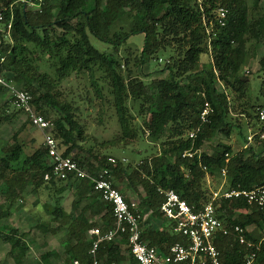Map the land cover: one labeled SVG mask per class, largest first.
<instances>
[{"label": "trees", "instance_id": "trees-1", "mask_svg": "<svg viewBox=\"0 0 264 264\" xmlns=\"http://www.w3.org/2000/svg\"><path fill=\"white\" fill-rule=\"evenodd\" d=\"M2 3L8 9L1 22L5 28L10 19L12 24L0 33V71L32 94V105L53 122L52 132L65 155H71L93 173L108 166L112 178L122 180L126 176L125 187L115 183L126 200L130 189L137 186L136 179H140L145 189L141 201L147 209L154 210L143 231L150 244L164 247L181 240L158 212L163 200L159 187L174 189L190 205L200 208L211 197L205 185L207 176L217 177L224 168L230 187L264 186V138L259 133L255 141L246 142L239 151L220 141L213 153L196 152L215 135L229 137L232 133V103L218 82L239 97L247 95L250 82L243 71L257 49L264 47V12L258 17L250 16L246 0H44L40 8L32 9L25 0H0ZM220 9L226 12L223 18ZM135 33L144 34L142 49L134 59L136 67L159 58V52L169 54L158 71L160 75L142 69L135 73L129 67V55L124 57L127 68L123 70L120 58L99 51L90 41L92 34L112 43L117 50ZM203 54L211 56L206 63H201ZM260 62L264 66V55ZM96 68L109 84L120 127V134L105 141L106 146L126 145L140 132L159 146L157 153L142 159L128 174L120 160L111 164L107 154L87 149L90 158L81 157L83 125L77 119L78 107L68 100L61 84L73 73H92ZM101 91L100 87L99 95ZM129 101L138 106H130ZM206 103L210 108L203 119L201 112ZM134 107L142 117L141 124L134 122ZM262 108L264 79L253 102L241 106L239 112L249 126H259L263 131L264 124L260 123L264 121L259 119ZM14 116L6 114L3 119ZM27 122L31 125L28 119ZM191 131H195L194 137H189ZM187 150L196 153L183 156ZM50 169L44 145L25 153L22 144L15 142L0 152V186L4 185L0 189L5 199L0 201V221L8 217V209L29 185L32 192L39 194L43 189L54 190L58 202L64 191L71 190L74 198L69 213L60 203L46 209L67 223L66 264L73 258L87 264L93 239L89 230L95 226L107 229L114 224L112 206L86 179L46 180L44 175ZM217 214L228 227L242 226L250 243L241 244L234 236H217L222 264H243L248 252H256L253 264H264V205L249 204L245 199H223ZM0 240L11 245L15 264H22L30 249L26 233L10 226L7 230L0 228ZM54 254L45 252L41 261L50 264ZM98 257L103 264H139L128 252L125 235L102 243Z\"/></svg>", "mask_w": 264, "mask_h": 264}, {"label": "rangeland", "instance_id": "rangeland-1", "mask_svg": "<svg viewBox=\"0 0 264 264\" xmlns=\"http://www.w3.org/2000/svg\"><path fill=\"white\" fill-rule=\"evenodd\" d=\"M246 1L250 9V16L258 17L264 12V0ZM51 2L58 3L59 0H51ZM28 8L32 9L34 6L28 4ZM1 28L3 31H0V33H4L7 29L0 21ZM90 41L99 51L120 58L123 70L127 68L124 64V57L129 55L132 58V63L129 67L135 73L142 69L145 73L153 71V75L158 76L161 74L158 71L169 58L168 53L159 52V58L156 59L155 57L142 67H136L134 59L142 49L144 43L143 33L130 35L125 42L117 46V50L112 43L105 42L92 34L90 35ZM263 55L264 47H259L256 55L251 58L248 67L243 71L250 82L246 96L239 97L236 93L225 87L222 82H218L219 89L227 92L229 100L232 103L230 110V117L232 119L230 120L234 122V128L229 137L215 135L211 140L205 141L200 149L201 152L213 153L218 148L220 141L231 144L234 151H239L245 147L246 142L256 140L255 136L260 132L259 126L256 128L249 126L247 119L239 111H241V106L249 102L252 103L255 96L259 93L260 83L264 79V66L260 62ZM44 59L45 57H43L42 61ZM210 59V54H203L201 63H206ZM144 78L146 80L148 76H144ZM100 87L102 88V95H99L97 92ZM61 88L68 100L78 107L77 119L83 125L84 137L79 142L83 147L81 149L82 158H90L87 149L98 151L101 155L107 154L120 160L122 162L121 165L126 168L128 174L138 166V163L142 159L145 157L149 158L158 152L159 146L150 142L146 134L142 132H140L138 137L129 139L126 145L106 146L105 141L112 140L120 134V127L112 104L109 84L98 68L94 69L92 73L87 71L73 73L66 80L62 81ZM128 103L130 106H138V104L133 105L131 101ZM131 111L135 115V124H141L142 117L137 114L136 108L134 107ZM6 114H15V116L3 119V116ZM263 124L264 122L260 123V125ZM42 139V131L39 129L35 131V128L28 124L24 112L18 111L12 103L8 90L5 88L0 89V152L15 142H19L24 147L25 153H32L39 146L37 142ZM122 158H126V161H122ZM227 179L221 174L217 177L207 176L205 185L210 190L219 188L222 184L228 186ZM138 180L140 181V179H136L137 186L131 188L129 191V199L141 200L145 196V189ZM113 181L122 187H125L127 184L126 176L122 180L113 176ZM1 182L2 180H0ZM3 186L1 185L0 188L2 189ZM31 188V185H29L24 193L12 203L8 209V217L0 221V228L7 230L10 226L17 228L20 232L26 233V241L29 243L30 249L22 260V264H46L41 261V255L48 251L56 253L49 258L50 264H66L68 256L65 250L68 237L67 223L64 219L54 218V215L49 213L46 208H48L47 206L53 207L60 203L63 210L69 213L74 192L71 190L64 191L61 194V198L59 197L58 202L54 190L43 189L39 194L32 192ZM1 189L0 201L5 202ZM44 227H50L52 230L45 231ZM10 249L11 245L9 243H4L0 240V264H15L10 254Z\"/></svg>", "mask_w": 264, "mask_h": 264}, {"label": "built area", "instance_id": "built-area-1", "mask_svg": "<svg viewBox=\"0 0 264 264\" xmlns=\"http://www.w3.org/2000/svg\"><path fill=\"white\" fill-rule=\"evenodd\" d=\"M25 2L40 8L44 0H25ZM7 9L8 7L3 3L0 4V21L4 20V11ZM219 15L220 18L225 17V10L220 9ZM221 23L223 24V21ZM11 24L12 19L7 22V29ZM3 60L4 57L1 58V62ZM0 86L8 90L12 103L24 112L31 125L42 131L43 145L47 147L51 162V169L44 178L61 181H66L70 177L86 179L93 184L102 199L112 206L114 224L107 229L95 226L89 230V235L93 239L89 249L90 260L87 264H103L98 257L101 244L113 241L121 235L126 236L128 252L139 264H222V253L216 244L217 236H234V239L241 244H250L246 239L245 229L240 225L228 227L218 216L217 208L223 199H245L249 204L264 205V186L241 189L222 184L219 188L211 190L209 201L200 208L190 205L174 189L159 187L158 192L163 200L158 212L168 220L172 233L179 235L181 240L165 244L164 247L152 245L144 239L143 231L154 210L147 209L141 200H126L124 194L115 185L108 166H102L93 173L89 168L80 165L71 155H65L52 132L53 122L35 110L32 105V94L13 79H8L4 71H0ZM209 108L206 103L201 112L203 119L206 118ZM259 119L264 120V108L259 111ZM258 133L264 138V130ZM195 135V131L189 133V137ZM196 152L199 153L200 150ZM196 152L187 150L183 156L191 157ZM108 161L111 164L118 162L112 156ZM122 161H126V158H122ZM220 174L227 178L225 168ZM255 259L256 252H248L245 254L243 264H253ZM68 264L84 263L78 258H73ZM109 264L117 263L113 261Z\"/></svg>", "mask_w": 264, "mask_h": 264}, {"label": "crops", "instance_id": "crops-1", "mask_svg": "<svg viewBox=\"0 0 264 264\" xmlns=\"http://www.w3.org/2000/svg\"><path fill=\"white\" fill-rule=\"evenodd\" d=\"M0 31H3V29L1 28ZM37 129H35L36 131ZM38 145H43V139L40 140L39 142H37ZM129 200H132V199H129ZM66 213V212H65ZM148 221V220H147Z\"/></svg>", "mask_w": 264, "mask_h": 264}]
</instances>
